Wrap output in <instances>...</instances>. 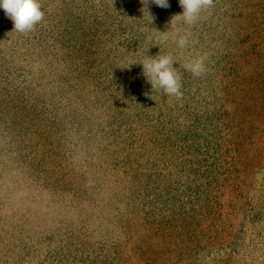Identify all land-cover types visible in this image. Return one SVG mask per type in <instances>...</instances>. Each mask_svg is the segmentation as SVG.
I'll use <instances>...</instances> for the list:
<instances>
[{
  "label": "rangeland",
  "instance_id": "rangeland-1",
  "mask_svg": "<svg viewBox=\"0 0 264 264\" xmlns=\"http://www.w3.org/2000/svg\"><path fill=\"white\" fill-rule=\"evenodd\" d=\"M39 2L44 19L27 34L0 8V264H73L74 256H84V264H121L129 226L154 264L166 262L140 216L166 215L200 185L202 173L209 179L224 167L202 150L215 134L206 127L208 80L238 32L231 0H214L195 25L174 21L167 42L156 30H170L183 12L179 0L167 8L151 0L147 7L141 0ZM180 36L188 39L183 49ZM159 53L176 61L180 99L152 91L143 75L138 63ZM199 56L206 71L195 77L183 65ZM144 173L154 182L149 206L128 222L130 203L139 202L130 185ZM248 173L253 188L264 184V158ZM241 235L224 246L193 244L191 254L197 264L264 261V243L253 246L258 259L251 263Z\"/></svg>",
  "mask_w": 264,
  "mask_h": 264
},
{
  "label": "trees",
  "instance_id": "trees-1",
  "mask_svg": "<svg viewBox=\"0 0 264 264\" xmlns=\"http://www.w3.org/2000/svg\"><path fill=\"white\" fill-rule=\"evenodd\" d=\"M230 11L232 25L238 32L232 34L230 51L226 46L227 54L218 58L208 80L211 119L206 127L214 128L215 134L205 141L202 150L203 154L214 157L215 164L220 162L224 167L219 174L210 173L208 176L213 177L209 179L202 173L197 179L200 185L193 190L188 188V193L183 195L186 199L169 205L166 215L159 213L152 220L146 214L140 216L145 232L157 237L168 253L166 262L159 264H197L196 256L191 254L193 244L206 241L224 246L223 243L231 242L229 239L235 241L239 232L242 233V238L237 237L241 239L240 250L253 263L258 259L254 261L250 253L253 246L264 243V184L253 188L248 173L249 165L264 158V0H231ZM151 182V174L144 173L141 180L131 183L130 194L137 196L139 202L130 203L134 211H128V222L138 218L136 211L143 213L148 208L149 188L154 184ZM125 235L128 237L123 246L126 258L121 264L155 263L149 249L147 254L146 249L133 241L130 226L125 229ZM150 241L149 238L143 241L146 248L150 247ZM83 258L74 256L71 263L84 264ZM256 264L264 261L258 260Z\"/></svg>",
  "mask_w": 264,
  "mask_h": 264
},
{
  "label": "clouds",
  "instance_id": "clouds-1",
  "mask_svg": "<svg viewBox=\"0 0 264 264\" xmlns=\"http://www.w3.org/2000/svg\"><path fill=\"white\" fill-rule=\"evenodd\" d=\"M151 2L161 8L169 7L168 0H151ZM141 3L147 7L149 0H141ZM179 5L183 12L172 17L170 30L160 32L155 29L161 42H167L174 21L182 20L186 25H195L200 20L203 11L214 7V0H179ZM0 8L13 22L14 30L24 34L34 31L35 27L43 21L45 15L39 0H0ZM150 17L152 23L154 18L151 15ZM177 35H179V30H177ZM176 43L179 48L183 49L188 45V39L185 36H180ZM205 59V56H199L194 61L184 64L183 67L193 76L199 77L206 71ZM138 64L142 66L143 75L151 85L152 91L162 90L165 95L176 99L182 97L181 75L174 67L176 61L171 54L161 55L159 53L155 57L147 56Z\"/></svg>",
  "mask_w": 264,
  "mask_h": 264
}]
</instances>
